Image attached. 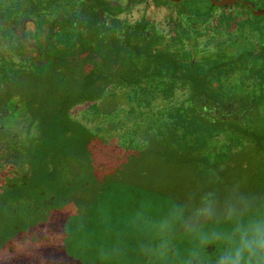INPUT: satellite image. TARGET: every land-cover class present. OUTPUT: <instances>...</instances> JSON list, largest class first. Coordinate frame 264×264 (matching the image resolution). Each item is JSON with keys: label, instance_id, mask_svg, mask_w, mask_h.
<instances>
[{"label": "trees", "instance_id": "1", "mask_svg": "<svg viewBox=\"0 0 264 264\" xmlns=\"http://www.w3.org/2000/svg\"><path fill=\"white\" fill-rule=\"evenodd\" d=\"M107 7L103 0H83L78 12L59 14L29 70L0 60V110L6 105L13 113L0 121L4 257L17 253L15 257H29V264L34 259L50 264L59 256L71 258L75 248L66 240L76 234L74 215L92 222L81 209L96 207L99 192L144 187L160 199L158 180H145L146 167L141 173L134 168L148 155L165 161L162 173L169 185L178 182L175 166L183 174L196 170L199 182L195 186L187 181L189 192L223 194L233 184L230 180L238 179L233 164L225 163L237 153L264 179V46L261 51L197 58L185 50L169 52L168 45L161 46L163 37L145 22L131 25L113 19L111 26H104L100 10ZM14 10H0L5 27L19 21ZM239 63L248 64L244 83L232 79L242 71ZM160 77L171 81L162 83ZM236 84L253 88L242 98L232 87ZM115 89L125 91L128 106H115ZM158 95L161 109L152 104ZM85 102L97 121L93 127L71 116V109ZM19 115L26 116L24 127L10 129L5 120L13 124ZM132 120L136 124L130 128ZM222 141L224 151L217 150ZM249 187L246 190L264 192V180ZM113 217L105 215L97 228L113 224ZM90 229L81 232L91 236ZM103 238L92 246L99 261L102 249L111 248Z\"/></svg>", "mask_w": 264, "mask_h": 264}, {"label": "rangeland", "instance_id": "2", "mask_svg": "<svg viewBox=\"0 0 264 264\" xmlns=\"http://www.w3.org/2000/svg\"><path fill=\"white\" fill-rule=\"evenodd\" d=\"M116 1L120 2L122 6L127 5L129 2V0ZM256 1L257 0H254L253 2ZM78 2L79 0H0V5L5 6L11 4L12 7L16 8L19 12H30V10L33 8L37 11V13L43 14V26L45 27L47 22L54 18L59 12L64 10L76 11L79 7ZM259 2L262 4L264 3V0H259ZM178 6L184 9H193L190 12L196 14L197 19H199L198 17L205 14V12L209 10L208 6H212V4L208 0H181L178 2ZM240 8L241 6L236 4L235 6H230L224 9H214L209 13L210 16L208 17L207 22H203L201 24H199V22H195L191 27L186 22H182L181 19L178 18L179 16L173 7L165 6L164 4L154 1L142 3L135 2L132 4L130 3L128 10L121 13L120 18L136 21L141 16H144L149 22L154 24L171 43L181 38L182 40H185L188 45H192V47L194 43H197L201 52H213L219 47L224 48V50L227 51H233L236 55L240 53H247L253 49L256 51H261L263 49L262 46H264V17L256 19L247 11ZM31 21L32 19H29V21H26L25 23V25L27 24V31H33V24ZM27 57L28 58L26 59L22 58L21 56L19 57L18 61L21 62V65L25 63L29 64L31 62L29 56ZM227 67L228 66H226V68ZM238 68H240L242 71H238V74L235 77H232V79L239 80V82L242 81L244 83V78L249 77V73L246 72L248 64L239 63ZM21 69L26 70V67L22 66ZM236 77H239V79ZM174 85H176V83H174ZM232 87L234 88L235 92L240 94V97L244 98L245 93L250 91L251 88H253V85L249 87L250 89L246 88V86L240 87V85L237 84ZM112 91L117 96V100L115 102V106L117 108H119V103H121V105L128 106V101L123 98L125 92L124 90L115 89ZM258 91H260V89ZM176 97L181 99L182 94H177ZM152 104L157 105L156 109H161L163 107V103L159 95L158 97L152 99ZM89 107L90 105L87 102L78 104L71 109V116L80 120L85 125L93 127L97 121H93V116H91L92 111ZM117 111L118 109H114V112ZM134 124H136V122L132 120L128 123V126L131 128L134 126ZM107 125L108 124L105 122L104 126ZM111 140L116 141V138ZM217 144L219 146L217 150L224 151V142L222 141ZM242 156L243 155L241 153H237L235 154L234 158L232 156L231 160L228 159L225 163H228L227 166H229V164H233L236 175L238 176L237 180H230L231 183L234 181H239L244 185L245 189H247V186L250 189V184L255 185L264 179L259 176L258 172H254V166H250L248 160H244L245 156ZM164 162L165 161L160 158V156L152 154L144 157L143 160L134 164V168L139 169V173H141L143 168L146 167L148 175L144 177L145 180H149L151 182L158 180V184L160 186V199L157 197L155 200V193L146 190L144 187H136L134 189L130 188L129 190L127 187H121L118 190L117 188H112L111 190L114 191L113 193L109 190L99 192L96 197V207L90 206L87 208L85 207V209L84 207L81 209L82 212L89 214V219H91L92 222L84 221L83 215H74L75 219H77V221L74 223V226L76 227V234L67 238L66 242L72 249L75 248V254H72L71 258H68L67 256L64 258L63 256H59L56 259L53 258L50 264H112V262L107 260L101 259L99 261L95 259L92 246L97 245L99 239L101 238L102 241H104L103 237H106L105 239H108L107 243L112 247V245L117 241V233L123 229L122 221L126 215L137 206L139 201L145 198H153L155 200L154 203L159 206L166 202V200L163 199L164 197H161L162 194H168V196H171L175 201H183L188 194L187 192L190 191L188 190L189 183L187 181L193 180L195 186L199 182V177L196 175V170L190 168L188 169V173L185 172L186 174H183L184 171L180 167L175 166V171L178 170V173L176 172L175 175H178H174L173 177H176V181L178 182L173 183V181L171 182V185H169L164 182L163 178L162 168L165 166ZM166 168L168 169V167ZM256 174H258V177H255ZM227 179H231V177H228ZM222 180L224 181V178H222ZM165 181L170 182L168 179H165ZM2 182L3 181L0 180V184H2ZM144 184L148 185L150 183L146 182ZM229 185L232 184H228V186ZM116 190L117 192H115ZM96 212H101L103 215L98 216L95 214ZM105 215L109 219H114L113 216L115 215L116 220H114L113 224L108 221L105 227L97 228V226H99L98 223L102 222V219L103 217L105 218ZM87 228H91L90 230L92 231L93 235L86 236V234L81 232ZM105 228L108 230L105 231ZM132 239L134 241V237H127L128 242H130ZM12 254L13 253H8V257H4L2 254H0V264L30 263L29 257H15L17 253H15L13 257ZM98 255L101 257V254ZM32 262V264H44L39 259H34ZM128 264L140 263L137 262V259L134 255L130 254L128 257Z\"/></svg>", "mask_w": 264, "mask_h": 264}, {"label": "clouds", "instance_id": "3", "mask_svg": "<svg viewBox=\"0 0 264 264\" xmlns=\"http://www.w3.org/2000/svg\"><path fill=\"white\" fill-rule=\"evenodd\" d=\"M122 223L102 249L112 264H128L130 254L142 264H264V192L239 181L223 194L198 190L159 206L142 199Z\"/></svg>", "mask_w": 264, "mask_h": 264}, {"label": "flooded vegetation", "instance_id": "4", "mask_svg": "<svg viewBox=\"0 0 264 264\" xmlns=\"http://www.w3.org/2000/svg\"><path fill=\"white\" fill-rule=\"evenodd\" d=\"M148 1H154L160 4H164L165 6H171L175 9V11L178 14V18L181 19V21L186 22L190 27L193 26L192 24H194L195 22H199V24L203 23V22H207L208 17L210 16L209 13L214 10V9H224V8H228L230 6H235L236 4H239L241 6L240 9H243L245 11H247L251 16H253L254 18L256 17H264V14L262 15H255L253 13V11L255 10H260V9H264V3L260 4L259 0H257V2H253L254 0H244L246 1V3L251 4L253 11L250 9V7L248 5L242 4L240 2H236L235 4H227V5H215L212 4L210 2V0H208L212 6H208L209 10L205 12V14L201 15L200 17H198L199 19H197L196 14L191 13L190 11H192L193 9H184L178 6V2H174L172 0H129L128 4L125 6H122L120 4V2H117L116 0H103V2L105 4H108L109 7L107 8H103L102 10H100V16L102 19V22L104 24V26L109 27L111 26L112 20L113 19H117L120 20V22H127L131 25H136L138 22H145L148 25V28L152 27L155 30H157V32L163 37V41H162V47H168V51L169 52H177V53H181L182 51H189L191 53H193L194 58H197L201 55L204 54H211V53H216V52H233V51H227L224 50V48H217L216 50H214L213 52H201L199 50V47L197 45V43H194L193 47L192 45H188L187 42H185V40H182L181 38L173 41L172 43L164 36V34L151 22H149L146 17L141 16L138 20L136 21H130L127 20L125 18H120V14L123 12H126L128 10V7L130 5V3H135V2H148ZM83 0H79L78 2V9L76 11H72V10H64L62 12H59L58 14H56V16L54 18H52L51 20H49L47 22V25L44 27L43 22H44V17L43 14H39L37 13V11L35 9L32 8V10H30V12H19L17 11L16 8L12 7L11 4L9 5H5L2 6L0 5V10L11 6L14 10V15L19 19V21H17L15 24H13L10 27H5V22L0 21V60L1 59H6V60H11L13 61L14 65L18 68L21 69L22 66H25L27 70L33 68V66H35L36 61L38 59V50L37 49H43L44 44H46V40H47V36L49 33L50 28L52 27V23L55 20V18L61 14V15H66L69 12L72 13H76L80 10L81 8V4H82ZM34 5V4H32ZM26 13V14H25ZM29 19H32L31 23L33 24V31H27V24L25 25L26 21H29ZM198 24V25H199ZM146 27V26H145ZM23 45V46H22ZM166 49V48H165ZM235 53V52H233ZM22 58H28L27 56H29V58L31 59V62L29 64H22L21 62L18 61L19 57ZM23 63V62H22ZM79 68V67H78ZM153 80V79H152ZM158 80H160V82H170L171 79L169 78H165V77H160L158 78ZM177 80L172 81L173 83H175ZM177 84V82H176ZM144 85V84H141ZM71 112V111H70ZM2 114L4 115L2 117ZM11 113L9 110L6 109V105H3V108L0 110V121L1 119H3L2 121L4 122V119L9 118L8 116H11ZM25 115H19L15 118L14 123L12 124L9 123L8 120H5V123L11 127H9L12 130H18L24 127L25 125ZM12 124V125H11Z\"/></svg>", "mask_w": 264, "mask_h": 264}, {"label": "water", "instance_id": "5", "mask_svg": "<svg viewBox=\"0 0 264 264\" xmlns=\"http://www.w3.org/2000/svg\"><path fill=\"white\" fill-rule=\"evenodd\" d=\"M172 1L177 2V1H181V0H172ZM210 2L212 4H215V5H218V6L227 5V4H235L236 2H240L242 4L248 5L250 7V9L253 11L252 5L246 3V1H244V0H210ZM253 13L255 15H262V14H264V9L255 10V11H253Z\"/></svg>", "mask_w": 264, "mask_h": 264}]
</instances>
